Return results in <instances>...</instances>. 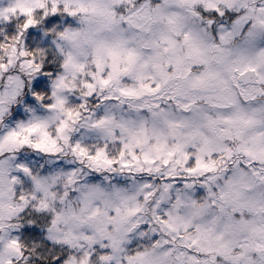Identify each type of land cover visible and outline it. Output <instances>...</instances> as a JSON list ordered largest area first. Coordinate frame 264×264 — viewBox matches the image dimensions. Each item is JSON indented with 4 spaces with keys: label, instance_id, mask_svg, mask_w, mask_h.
<instances>
[{
    "label": "clouds",
    "instance_id": "1",
    "mask_svg": "<svg viewBox=\"0 0 264 264\" xmlns=\"http://www.w3.org/2000/svg\"><path fill=\"white\" fill-rule=\"evenodd\" d=\"M249 67L264 0H0V264H225L201 249L237 239L264 264Z\"/></svg>",
    "mask_w": 264,
    "mask_h": 264
},
{
    "label": "snow or ice",
    "instance_id": "2",
    "mask_svg": "<svg viewBox=\"0 0 264 264\" xmlns=\"http://www.w3.org/2000/svg\"><path fill=\"white\" fill-rule=\"evenodd\" d=\"M217 12L220 10L217 8ZM220 15H224L223 12H220ZM31 21H29V24ZM211 23V21H210ZM27 27V25H26ZM223 39V37H222ZM177 65L180 63L179 61L175 62ZM158 71H159V77L161 80L171 78L175 75V68L173 66V62L164 63L161 62L159 65H157ZM185 73L187 72L186 69H182ZM248 73L260 75V78L262 81H264V75H261L258 72V69L256 67H249L245 68L243 71L239 72V75L241 77L246 76ZM209 74L204 73L201 74V76L198 78L199 80H203L206 78ZM149 91H155L159 92L161 90V86L159 83H156L153 86H147ZM200 169H203L205 171H212L214 168H210L209 165L203 164L200 161H197L196 167L189 168L187 171L189 174H194L195 172L199 171ZM223 211V209H222ZM243 213L237 212L235 208H232L231 213L229 214V221L231 223V226L237 230H244L246 226L250 225L252 222L248 221L247 219L241 220L239 219L240 216H242ZM258 230V229H254ZM220 239V238H218ZM195 243V242H194ZM11 247L15 248L17 245L13 243ZM250 245L242 240H234L229 243H223L219 244L218 246H212L209 245L207 248L201 249V253L205 256H208L209 258H215V260H223L225 264H252V261L249 259V252H250ZM107 256H101L100 260L104 261L107 260ZM81 264H85V262H81ZM191 264H201V261L198 258H192Z\"/></svg>",
    "mask_w": 264,
    "mask_h": 264
},
{
    "label": "trees",
    "instance_id": "3",
    "mask_svg": "<svg viewBox=\"0 0 264 264\" xmlns=\"http://www.w3.org/2000/svg\"><path fill=\"white\" fill-rule=\"evenodd\" d=\"M42 83H43V81H42V79H41V80H39L38 82H36L35 87H36L37 89H39V88L41 87Z\"/></svg>",
    "mask_w": 264,
    "mask_h": 264
}]
</instances>
